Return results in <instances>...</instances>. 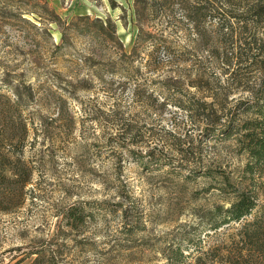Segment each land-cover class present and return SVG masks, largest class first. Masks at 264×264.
I'll use <instances>...</instances> for the list:
<instances>
[{
  "label": "rangeland",
  "instance_id": "374dc122",
  "mask_svg": "<svg viewBox=\"0 0 264 264\" xmlns=\"http://www.w3.org/2000/svg\"><path fill=\"white\" fill-rule=\"evenodd\" d=\"M189 1L153 20L135 0H0V264H166L249 187L237 136H209L185 109L195 95L225 124L252 117L238 106L264 62L225 85L203 46L264 40L250 21L264 0H207L221 8L205 21Z\"/></svg>",
  "mask_w": 264,
  "mask_h": 264
},
{
  "label": "trees",
  "instance_id": "16d2710c",
  "mask_svg": "<svg viewBox=\"0 0 264 264\" xmlns=\"http://www.w3.org/2000/svg\"><path fill=\"white\" fill-rule=\"evenodd\" d=\"M176 1L179 0H135V3L137 8L141 3L144 13L148 12L155 20L160 17L169 18L173 11L170 9L177 4ZM201 1L207 3V0ZM165 8L170 10L169 13ZM220 8L210 3L190 7L185 4L184 7L191 21L201 18L205 21L207 17L216 19ZM137 12H139L138 9ZM220 15L223 17L222 14ZM230 17L235 18L231 14ZM255 18H258L257 24L259 25H261L259 20L264 22V5L254 6L250 16L253 24ZM55 20V22L59 20L56 15ZM225 21L226 23H223L219 32L227 29L225 35L230 32L233 36L230 20ZM203 47L209 52L210 58L224 66L225 69L219 73L218 79L221 82L222 77L225 76V85H229L232 81L236 67L247 61L249 57L257 63L264 62V40L255 39L254 36L251 41L245 42L244 46L232 40L228 43L224 38L219 44L205 43ZM192 98L185 110L191 115L195 112L196 115L202 116V123L207 124L209 136L219 137L221 135L226 138L237 136L242 150L248 157L245 172L251 183L246 190L237 191L236 200L229 207L219 205L207 211L206 224L209 231L198 238L193 245L195 247L186 245L178 247L171 257H166V264H189L188 261L191 258H194V264H264V86L256 95L255 100L239 104L238 109L243 110L244 115L252 116L242 121L241 124H237V117L231 118L228 124H225L224 115L221 113L222 110L216 106V101H206L207 97L197 98L195 95ZM29 180L28 175L21 181V189L28 184ZM235 225L239 226L235 227ZM222 236H227L231 242L230 245L223 242L211 244L213 240H218ZM37 261L31 264H37Z\"/></svg>",
  "mask_w": 264,
  "mask_h": 264
}]
</instances>
